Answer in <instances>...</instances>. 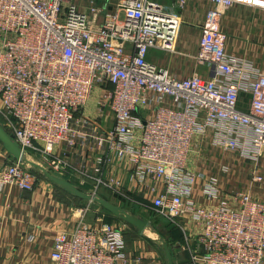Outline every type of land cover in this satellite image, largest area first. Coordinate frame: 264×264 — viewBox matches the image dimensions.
<instances>
[{"label": "built area", "instance_id": "1", "mask_svg": "<svg viewBox=\"0 0 264 264\" xmlns=\"http://www.w3.org/2000/svg\"><path fill=\"white\" fill-rule=\"evenodd\" d=\"M189 1L0 0V123L51 172L174 225L189 264H264V198L249 188L264 182V71L227 51L219 24L225 9H264V0H205L193 54L177 50ZM151 49L195 68L179 77L148 60ZM207 139L252 164L249 187L226 191L190 166ZM65 147L86 154L85 164L65 160ZM37 180L17 160L0 168V191L33 190ZM89 207L53 236L55 264H160L115 221L87 222Z\"/></svg>", "mask_w": 264, "mask_h": 264}, {"label": "crops", "instance_id": "2", "mask_svg": "<svg viewBox=\"0 0 264 264\" xmlns=\"http://www.w3.org/2000/svg\"><path fill=\"white\" fill-rule=\"evenodd\" d=\"M95 1L110 6L114 0ZM206 7L205 0H190L186 8L181 11L183 21L185 16H191L187 22L190 29L186 28L185 36L191 29H196V27L198 29V24L201 26ZM219 24L225 33L227 51L252 60L264 71V9L235 5L223 11ZM181 30L182 25H180L178 35ZM177 42H179L177 50L180 52L193 54L197 51L198 40L195 41L194 49L191 51L188 49L189 46L186 45L185 39H182L181 43L177 39ZM174 55L184 58H181V62L177 61L172 64ZM185 57L181 54H170L155 49L149 50L147 55L148 60L167 67L177 76H179L178 71L182 70L187 63L191 67V72L195 68L193 61ZM204 69L200 68L199 70L204 72ZM248 104V100H244L239 103V107L247 110ZM67 149L65 154H60L65 160L79 166L85 164L86 154H74L73 149ZM193 154L196 156H189L190 166L207 175H217L222 189L229 191L234 188L249 187L248 165L252 166V164L244 162L238 153L225 152L212 146L207 139L198 142L196 152ZM13 160L14 158L8 154L0 142V168ZM224 163L229 164L230 168L225 176L220 173V166ZM261 166V170H264V158L261 161ZM63 176L71 178L69 172ZM249 188L254 196L264 198V182L254 184ZM61 189L47 178L38 176L33 190L5 186L0 191V264H55L51 259L53 236L62 229L70 228L81 215L78 210L81 206H76L75 198L66 190ZM90 215L88 211L84 215V219L89 223H93L100 216L103 219L105 217L104 213L97 211L92 216ZM116 221L119 224V221ZM147 251L150 255L155 256L161 264L160 255L155 249Z\"/></svg>", "mask_w": 264, "mask_h": 264}, {"label": "rangeland", "instance_id": "3", "mask_svg": "<svg viewBox=\"0 0 264 264\" xmlns=\"http://www.w3.org/2000/svg\"><path fill=\"white\" fill-rule=\"evenodd\" d=\"M190 17L191 16H188V17L185 16L184 21H183V19L181 20L180 25H182V30H181L180 34L178 35L179 38H177V39L180 41V43H181L182 39H185L187 42L186 45L189 46L188 49H190V51H191L194 49L193 45L195 44V41L199 39V36L201 34V27H200V24H198L197 26L199 28L197 29V27L195 25L196 29L195 28L191 29V31L188 32L187 36H185L186 35V28L190 29V25L187 23L191 19ZM178 43L179 42H177V46H179ZM179 50H181V49L179 48ZM182 51H186V50H182ZM154 53L157 54V52H154ZM181 58L183 59L184 57H181V56L178 57V55H174L172 58V62H173L172 64H175L177 61L181 62V60H182ZM185 60H188V59H185ZM185 62H188V61H185ZM190 68H191L190 65H188V63H187V65H185L182 68V70L180 69V71H178V75L181 77H185V76L189 75L191 72ZM97 94H98V90H97V88H95L93 90L92 99L90 101V105H92V107H94V105H95L94 100L97 97ZM38 155H37V153L31 152V151L26 152L27 158L39 162L40 164L44 165L47 169L50 170L48 165L43 161L42 155L41 154H38ZM41 161H43V162H41ZM22 163L26 164L25 162H22ZM26 165L30 169L34 170V172H37V173H39L40 176L44 177L38 169L33 168V167L29 166L28 164H26ZM70 181L74 182V180H70ZM58 187L60 188V186H58ZM61 190H64V189L62 188ZM83 191H88V190H83ZM99 194H101V195L105 194L106 196H108V198L111 202L119 204L120 206H122L123 208L128 210L129 212H132V213H134V214H136L142 218H146L149 220L150 223L144 228V231L142 234L138 233L137 228L135 226H133V225H131V224H129L123 220H118V221H119V225L123 229L125 239L130 246H133L135 244L136 245L141 244L145 250L146 249L152 250V248L155 249L160 255L161 264H165L166 258H165V252L163 249V244H162L160 232H161V230H163V226H165L166 221L163 218L158 217L157 215H154L150 210L142 209V208L135 206L133 204L132 205L126 204L123 200H119L118 198L111 195L107 191L102 190L99 192ZM74 202H75L76 206H78V207L83 206L84 204H86V205L90 204V207H89L90 210L88 211L89 214H91L90 216H92L94 213H96V211L100 212V213L111 215V213L109 211L103 209L101 207V205H99L98 203H96L94 201H91V202L87 201L88 202L87 203L85 200L75 199ZM115 222L117 223V221H115ZM182 243H183V240L180 237L179 241H175L174 243L168 244V247H169L171 254H172L173 264H189V253H188V251L183 249Z\"/></svg>", "mask_w": 264, "mask_h": 264}, {"label": "water", "instance_id": "4", "mask_svg": "<svg viewBox=\"0 0 264 264\" xmlns=\"http://www.w3.org/2000/svg\"><path fill=\"white\" fill-rule=\"evenodd\" d=\"M0 142L3 148L14 158V160L25 162L29 166L38 169L45 178L67 190L71 195L83 199L86 202L94 201L98 203L103 209L109 211L111 215L116 216L121 220L135 226L139 234H142L144 228L150 223L148 219L142 218L132 212H129L119 204L111 202L99 193H95L92 191H83L79 189L68 178L53 173L51 172V170L47 169L39 162L27 158L26 152L20 147V145L14 140L13 136L4 128L1 123ZM163 249L166 258L165 264H173L172 254L168 245L163 244Z\"/></svg>", "mask_w": 264, "mask_h": 264}, {"label": "trees", "instance_id": "5", "mask_svg": "<svg viewBox=\"0 0 264 264\" xmlns=\"http://www.w3.org/2000/svg\"><path fill=\"white\" fill-rule=\"evenodd\" d=\"M242 97L246 98L247 99V96L245 95H241ZM34 172V170H32ZM37 173V172H35ZM37 176H40L39 173L36 174ZM42 177V176H40ZM66 178V177H65ZM71 180V179H69ZM75 186H77L79 189L81 190H87L86 187L84 186H79L75 181H71ZM57 185V184H56ZM61 188V187H60ZM65 190V189H64ZM67 191V190H66ZM68 192V191H67ZM70 194V192H68ZM71 195V194H70ZM73 196V195H72ZM102 196H104L106 199L109 200L108 196H106L105 194H102ZM75 199H80V198H77L75 196H73ZM83 200V199H81ZM108 213V212H107ZM105 221L107 222H113V221H116V220H121L120 218L116 217V216H113V215H110V214H105V217H104ZM160 235H161V240H162V244H171V243H174L175 241H179L180 240V237H181V232L179 231L178 228H176L174 225L166 222L165 223V226H163V230H161L160 232ZM182 238V237H181Z\"/></svg>", "mask_w": 264, "mask_h": 264}]
</instances>
